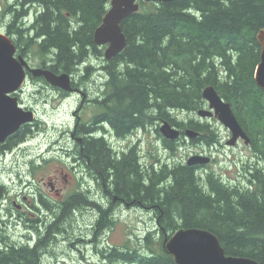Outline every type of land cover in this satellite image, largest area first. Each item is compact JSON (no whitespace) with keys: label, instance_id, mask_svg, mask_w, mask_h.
I'll return each mask as SVG.
<instances>
[{"label":"trees","instance_id":"16d2710c","mask_svg":"<svg viewBox=\"0 0 264 264\" xmlns=\"http://www.w3.org/2000/svg\"><path fill=\"white\" fill-rule=\"evenodd\" d=\"M108 2L0 0V17H9L4 31L18 53L39 57L33 66L72 74L89 55L103 56L93 31ZM138 2V11L121 21L124 49L104 60L107 94L96 101L95 118L107 120L119 137L162 119L182 125L184 121L170 118L171 112L203 107L202 89L213 85L230 103L251 139L253 152L264 154V90L254 80L260 57L256 33L264 27V0ZM207 132L210 143L213 131ZM159 135L166 146L173 147L171 140ZM14 144L10 142L8 148ZM84 153L88 167L111 198L141 205L143 211H154L160 218L159 225L153 222L155 232L149 230L142 237L140 248L128 244L98 247L108 227L103 222L106 211L101 210L94 225V242L104 264H175L164 250V233L170 235L179 227L207 229L218 237L226 254L248 256L264 264V175L257 168L249 169L255 189H228L209 174L206 185L211 192L207 193L193 168L141 164L135 148L115 156L101 136L87 138ZM6 191L0 182V201ZM80 198L74 194L64 208ZM61 223L48 226L30 245L12 241L0 215V264H43L48 240L62 229Z\"/></svg>","mask_w":264,"mask_h":264},{"label":"flooded vegetation","instance_id":"af4514ba","mask_svg":"<svg viewBox=\"0 0 264 264\" xmlns=\"http://www.w3.org/2000/svg\"><path fill=\"white\" fill-rule=\"evenodd\" d=\"M17 54L18 51H17ZM27 61L29 62V59L25 56ZM93 61H91V58H87L86 61H81L78 63L75 67V70L71 76V86L73 88L72 91H64L60 88H57L55 86L46 84L42 85L44 83L43 76H39L38 78H35L32 76V74L27 71V80L24 84V86L18 90L14 95L18 96L20 104L25 109H32L34 112V120L31 122H27L22 124L16 132L9 135L4 142L0 144V157L5 156L7 154L6 151H8V154L13 153V147H17L19 143L26 141L27 135L30 133L32 134L35 130L39 129V127L47 123V119L39 112L36 105L33 103L25 104L24 97H23V89L25 88L26 84L28 82L31 83H38L42 87L51 86V89L56 93V95H59L62 100H68L71 97H77V101L75 104V107L73 111L71 112L70 116L72 118L70 128L68 130L69 132V138L72 142V147L68 148H61L62 154L58 157V159L63 158V156H67V158H71L72 163L67 166L65 169V166H62L51 176H48V178L42 176L39 180L36 178H32V176H28L29 174L33 175L31 173V168L34 165H41L43 160H46L47 153L50 152L52 149H42L43 142H40L37 144V150L32 151L29 154H26V163H27V175H25V180L21 177L22 172H15L14 175H17V178H20L22 180V183L19 186H22L25 184V187L20 189L23 193L22 199L23 202L19 201V195L12 196V204L15 208H12L10 205H7V200L9 199V192H6L7 195L2 196L0 201V215L1 219L3 221L10 220L11 222H14L17 225H21L24 223V225L28 226L29 230V236H27L26 240H19L20 242L16 243H29L33 244L34 242H37V240L44 234V231L48 226H50L53 223L56 222H63L64 220H67L69 218L75 219L77 216V212L80 209L85 210H96L97 211V218L95 220L94 225L96 224V221L100 217V211L104 210L106 211V220L103 221L106 223L109 227L110 223L114 220L113 214L118 209H124L127 208L129 205L121 200H117V197H110V195L107 192V189L102 184V182L95 176L94 172L90 167H88L89 158L84 153V145L86 143L87 138L89 137H103L104 141L107 145V147L114 153L115 156L121 157L123 153L129 151L132 148H135L136 150V156L139 157V152L143 151V148L140 147V130H142L143 134H146L147 131H149L152 127H154L155 131L158 129L159 131V121H156L154 124H150L146 128H136L132 130L130 133H128L126 136L119 137L116 135L113 128L110 126L109 122L107 120H103L102 118L100 120L95 118V115L98 112V108L96 106V101L101 100L103 98V93L105 92L107 94L106 90V80H107V72H106V66L107 62L102 61V58H92ZM30 66L32 65V62L30 63ZM88 69L86 70V68ZM96 72V73H95ZM96 76L98 77L95 82L96 90L93 92L89 89L87 85H84L82 82L85 80H88L90 77ZM83 79V80H82ZM94 105L96 107V111L90 112L87 108L88 105ZM190 113V112H189ZM194 113V112H191ZM196 113V112H195ZM170 118L174 121H185L184 123L179 124H173L175 125L179 131L180 135L178 138L174 139L171 144H173L172 148H169L163 143V139L159 137V140L162 142L163 147L162 150H166L169 152L168 157H157L155 162L150 163H142L140 159L138 158L139 162L141 164H150L153 165L154 168H160L161 166L165 165L167 167H173L176 165H186L190 168L194 169V172H197L199 174V177L201 179V182H204L202 185V188L205 192L209 193L211 190L209 189V186L206 185L207 181L206 178L209 174H211V178L218 180L222 184H225V186L228 189H239V185L237 184L233 179H219V176L216 173L206 172L203 176L201 173V170L204 169L207 165H188L186 163V159L179 160L176 158V152L177 148L181 143H189V144H195V145H206V143H209L206 141L207 135H209V132L207 130H212L214 135V142L210 144V147H215L216 144H218L221 147H228L225 145V141L223 144H221L220 140L222 137L220 136L219 128L218 126H213L212 122L209 120L213 117L206 118L205 120L201 121L200 119H195L194 117L188 118H182L178 120V115H171ZM191 121V122H190ZM201 125L205 126L202 127ZM201 127V129L198 128ZM220 126V125H219ZM187 129H192L196 132H198V135L196 136V139H189L186 134ZM27 131V132H26ZM157 132V131H156ZM158 133V132H157ZM160 133V131H159ZM158 133V134H159ZM230 136V133H227V136H225L224 140L227 139V137ZM22 137L21 139H19ZM15 139H19L16 140ZM43 139V138H42ZM115 140V142L118 143V145H114L112 140ZM170 140V139H168ZM212 140V141H213ZM243 140L239 139L237 144L242 142ZM10 142H14L15 144L8 148ZM34 141H29L25 146H19L17 150L15 151V154L19 152L20 150H23L28 147H32L30 143ZM50 143H48L49 145ZM236 144V145H237ZM55 142L51 144L54 148ZM248 146L249 149H252V143L250 142ZM33 148V147H32ZM34 149V148H33ZM223 151V149H222ZM202 154L205 153V151L200 152ZM171 154H173L175 157H171ZM254 156H251L250 160L245 162L246 172H249V169L257 168L258 171L262 172L264 175V154H258L254 153ZM208 156L210 157V162H212L214 155L212 153H208ZM86 161V162H85ZM209 162V163H210ZM158 166V167H157ZM82 167V171L79 170V168ZM77 169V173L73 175V171ZM245 170V169H244ZM251 172V170H250ZM249 172V173H250ZM245 178L249 180V185H243L242 188H245L247 190H253L255 189V180L250 175L248 176L247 173H244ZM217 176V177H216ZM210 178V179H211ZM62 179V181H61ZM199 179V180H200ZM233 180L234 182H232ZM75 183L74 187L73 185L70 186V184ZM18 189V190H19ZM74 194L80 195L81 200L78 199L72 204H69L68 208H64L66 202L69 201L70 198ZM19 201V202H17ZM100 207V209H99ZM131 208L137 209L136 211H143L144 208L140 205H132ZM150 220H152L156 224H160V218L156 217L154 214V211L148 212ZM8 217L7 219H3V217ZM95 226H93L94 228ZM32 229L34 231H32ZM94 230V229H92ZM94 234V231H93ZM34 235V237H32ZM94 237V236H93ZM94 241V238L91 240V242Z\"/></svg>","mask_w":264,"mask_h":264},{"label":"rangeland","instance_id":"374dc122","mask_svg":"<svg viewBox=\"0 0 264 264\" xmlns=\"http://www.w3.org/2000/svg\"><path fill=\"white\" fill-rule=\"evenodd\" d=\"M4 2V1H3ZM3 2L1 4H3ZM9 17L4 16L0 17V31H4V23L8 20ZM7 34V33H6ZM101 49H104L102 47ZM93 57L89 55L88 58ZM29 62L35 63L39 61V57H35L32 52L29 53L28 57ZM91 61L93 59L91 58ZM96 73V72H95ZM98 77L92 76L88 80L83 81L84 85H87L91 91H95V80ZM83 80V79H82ZM45 85V82L42 83ZM47 84V83H46ZM24 103L29 104L33 103L38 108L39 112L47 119L46 125H42L39 129H42L44 134L38 135L37 138H33L30 143L32 147L25 148L20 150L15 154L17 148L13 153L6 154L5 156L0 157V177L6 179V186L9 188V199L7 200V205H10L12 208H15L12 204L13 197L19 195V201L23 202L22 199L23 193L20 189L25 187V184L19 186L22 183L20 178H17V175H14L15 172H22L21 177L25 180V175H27V163H26V154H29L33 150L36 151L37 144L43 142L42 149H52L47 153L46 160L42 161L41 165H34L31 168V173L28 176L32 178L40 179L42 176L48 178L51 176L56 169L65 166H69L72 163L71 158L63 156V158L58 159V155L62 154L61 148L72 147L71 139L69 138V128L71 125L72 118L70 116L73 111L77 97H71L68 100H62L59 95L51 89V86L42 87L38 83L28 82L23 89ZM207 106V103L204 105ZM88 110L91 112L96 111L94 105H88ZM178 115V120L182 118L194 117L195 119H200L199 116L195 113L189 112H173L170 115ZM200 119L201 121L205 120ZM212 122L213 126H218L221 144L224 143V138L227 136L226 127L221 125V122L217 118H212L209 120ZM220 125V126H219ZM46 130V131H45ZM141 141L140 147L143 148V151L139 152V159L142 163L155 162L157 157H168L169 152L162 150L163 144L159 140L161 137L152 127L146 134L140 132ZM43 138V139H42ZM190 139V138H189ZM196 139V138H194ZM114 145H118L115 140H112ZM55 142L54 148L51 144ZM214 140L206 145H195L189 143H181L176 152V158L183 160L192 154H202L200 152L205 151L204 154L208 156V153H212L214 158L212 162L204 164L208 166L205 167V170L202 169L201 173L204 176L206 172L216 173L219 176V179H233L237 184H240V189L243 185H249L250 182L245 178L244 173H247L250 176L249 172H246L245 162L249 161L251 156H254L253 151L248 148L242 142L237 145H227L226 147H221L216 144L215 147H210ZM48 143H50L48 145ZM27 143L22 144L25 146ZM223 149V151H222ZM171 157H175L171 154ZM245 161V162H244ZM158 167V166H157ZM245 169V170H244ZM82 171V167L79 168ZM77 173V169L73 171V175ZM217 177V176H216ZM231 180L232 182H234ZM62 181V179H61ZM201 181V179H200ZM204 183V182H202ZM73 183L70 184L72 186ZM75 185V183H74ZM73 185V187H74ZM225 186V184H222ZM21 187V188H20ZM20 188V189H19ZM19 189V190H18ZM8 193V192H7ZM27 195V194H26ZM17 201V202H19ZM132 205H129L127 208L118 209L113 214V222L110 223L109 227H104L102 234L100 235V240L98 247H107V246H125L128 244V247L140 248L142 244V237L149 230H154L153 221L150 220L148 212L146 211H136L137 209L131 208ZM97 218L96 210H85L80 209L77 212L75 219L69 218L64 220L60 227L58 228L57 233L51 236L48 240V251L42 256L43 264H104L102 256L98 253V250L95 249V244L91 242L94 238L92 229ZM7 219L8 217H3ZM28 226L22 223L17 225L10 220L6 221L5 225V234L14 242H20L19 240H26V237L29 236ZM32 231H34L32 229ZM97 232V229L94 233ZM34 237V235H32ZM155 237L159 238V234L155 233ZM111 264V263H108ZM113 264H123L120 262H115Z\"/></svg>","mask_w":264,"mask_h":264},{"label":"water","instance_id":"95a60500","mask_svg":"<svg viewBox=\"0 0 264 264\" xmlns=\"http://www.w3.org/2000/svg\"><path fill=\"white\" fill-rule=\"evenodd\" d=\"M139 0H109L108 8L101 22L93 31V40L97 45H105L103 57L107 60L121 52L126 45V37L121 28V21L128 15L138 11ZM154 2H170L174 0H143ZM260 46L259 62L255 67V83L264 90V27L256 33ZM13 39L0 31V143L13 134L22 124L34 120V112L24 109L14 95L26 80V72L33 76H43L53 86L66 91L73 90L71 76L68 72L55 73L42 67H31L26 58L16 55ZM202 96L207 108L201 107L196 113L200 117H216L230 132L227 145H235L241 138L245 145L251 142L249 135L237 120L233 109L213 85L202 89ZM159 131L166 139L174 140L180 135L178 128L167 120H162ZM190 139L196 138L198 132L187 129ZM210 158L202 154H193L187 159L188 165H204ZM164 250L170 254L175 264H260L254 258L226 254L218 237L211 231L198 227H179L170 235L164 233Z\"/></svg>","mask_w":264,"mask_h":264}]
</instances>
